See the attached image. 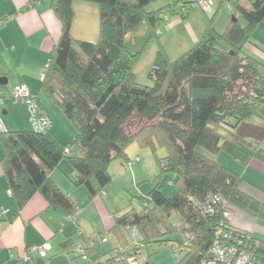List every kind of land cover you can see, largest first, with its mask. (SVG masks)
Returning a JSON list of instances; mask_svg holds the SVG:
<instances>
[{"label":"trees","instance_id":"trees-1","mask_svg":"<svg viewBox=\"0 0 264 264\" xmlns=\"http://www.w3.org/2000/svg\"><path fill=\"white\" fill-rule=\"evenodd\" d=\"M74 1L97 6V41L71 34ZM151 1L52 0L61 36L41 89L76 135L58 146L49 136L51 128L37 132L29 124L28 130L0 133L1 167L15 206L22 209L38 193L48 205L74 215L77 207L52 181L51 171L67 159L75 171L74 185L96 194L111 183V162L133 161L127 149L135 144L151 150L158 171L146 181L149 191L138 196L141 209L127 206L103 235L102 241L112 234L118 243L109 264H136L151 245L168 244L164 235L174 231L184 238L171 243L174 253L184 251L175 264H202L213 257L216 243H228L237 254H250L253 264H264V240L229 221L232 207L264 221V202L240 190L239 173L198 149L224 153L242 166L252 159L264 164V149L250 141L264 139V125L248 122L264 109V64L243 50L264 18V0H220L218 6L226 3L233 12L224 31L207 26L195 46L175 60L159 47L149 72L152 85L147 86L135 81L133 66L140 51L128 49V33L144 23L149 37L154 36L169 14L184 17L182 8L195 0H169L148 11ZM73 146L77 154L70 150ZM158 148L167 150L164 157L158 156ZM170 176L171 191L164 195L162 183ZM209 195L217 200L205 212ZM140 264L157 263L148 254Z\"/></svg>","mask_w":264,"mask_h":264},{"label":"crops","instance_id":"crops-1","mask_svg":"<svg viewBox=\"0 0 264 264\" xmlns=\"http://www.w3.org/2000/svg\"><path fill=\"white\" fill-rule=\"evenodd\" d=\"M213 1L215 9L216 2ZM192 6L196 7L194 4ZM73 11V37L96 41L99 23L97 6L74 1ZM187 20L183 22L191 30ZM203 32L204 29L200 27L197 37L192 33L193 41H197ZM60 36L61 22L52 9V0H0V92L4 96L0 105L2 119L9 131L30 129L25 104L8 97L15 86L23 85L36 96L41 112L51 120L49 136L58 146L73 141L76 131L41 89V82ZM243 50L264 64V18ZM255 117L248 122L264 125V114ZM250 141L264 149V139L260 142L254 139ZM129 148L127 154L133 161L128 164L120 160L111 162L108 167L111 183L96 194L89 193L82 185H74L75 171L67 159H62L51 171L52 181L77 207L74 215L64 207L48 205L38 193L22 209L17 210L0 162V208L5 211L0 213V264H109L107 260L111 250L118 243L112 234L107 236L106 241H102V237L112 227L114 217L127 207L124 188L134 183V180L146 182L155 170L145 167V152L137 146L132 148L131 145ZM70 150L74 154L78 153L74 146ZM3 153L4 138L0 135V158ZM205 155L209 157V153ZM227 162L218 163L240 174V190L256 201L264 202V164L255 159L246 166L234 159H228ZM171 185L172 180L166 192ZM148 191L147 185L140 186V194ZM229 221L235 228L264 240V221L259 218L232 207ZM44 242L51 245L45 257L31 252L29 260L23 259L28 247Z\"/></svg>","mask_w":264,"mask_h":264},{"label":"rangeland","instance_id":"rangeland-1","mask_svg":"<svg viewBox=\"0 0 264 264\" xmlns=\"http://www.w3.org/2000/svg\"><path fill=\"white\" fill-rule=\"evenodd\" d=\"M185 1L188 2V0ZM168 2L169 0H153L148 4L146 10L148 11L155 10L159 7L164 6ZM215 2L216 5L214 12L210 14H205L199 8L192 6L191 3H187L184 10H182V12L184 13V17H181L180 15L175 16L173 14H169L168 17L165 18L164 22L160 24V27L157 30V34L154 36L149 37V29L144 23H142L134 31L128 33L126 38V45L128 49L131 52L140 51V55L133 66V73L137 84L147 85V86L152 85V81L149 78V72L153 66L154 57L159 47H161L165 51L167 57L170 60H175L184 53H186L187 51H189L191 48H193L195 44L200 40L204 32L199 36L198 40L195 42L191 38V36L193 35L192 33H194L196 37L199 35L200 27L202 30L204 29L205 31L207 26L210 25L219 33L224 31L227 22L230 21L231 16L233 15V12L231 9L228 8V5L226 3H222L220 6H218L220 0H215ZM189 16L190 19L188 21L187 19ZM97 20L99 21V12H98ZM184 20H187L189 24H191V30L187 29L186 23L183 22ZM96 33L98 40L99 38L98 25H97ZM258 114L259 115L264 114V109L259 108ZM255 118L257 117H254V119ZM135 146L136 145L133 144L132 148ZM198 149L202 153L207 154V152L202 148H198ZM140 150L146 153V157H144V162L147 161L145 166L147 170H149V168L150 169L152 168V170L155 169L151 173V176H153L154 174L157 173L158 167L155 164L152 152L148 148L140 149ZM156 153L158 154L159 157H164L167 153V150L165 148H158L156 150ZM209 157L223 164L228 163L227 162L228 159L232 160L229 156H227L224 153H220L219 155H214L209 153ZM223 157L226 158V160H224ZM139 158L141 159V157ZM142 160H143V155H142ZM171 178H172L171 176L167 177V179L162 183L163 185L162 193L164 195L169 194L171 191V187H170V190L166 192V188H168L170 185ZM138 181L134 180V183L124 188V196L126 199L127 206L131 205V207L140 210L142 207L140 199L138 198V196L140 195L139 192L140 186L143 185H147L148 187L150 186L146 184L147 182L142 183ZM172 220L177 226L180 225V222L176 216H174ZM164 238L168 240L169 242L168 244L158 243L151 245L148 248V250H144L142 254L138 256L135 263L136 264L142 263L143 261H145V259L149 254L150 258L157 264H175L176 260H178L184 254V251L182 250L177 254L174 253L173 248L171 247V243L173 242L178 243L179 241L181 242L184 240V238L178 231L165 234Z\"/></svg>","mask_w":264,"mask_h":264},{"label":"built area","instance_id":"built-area-1","mask_svg":"<svg viewBox=\"0 0 264 264\" xmlns=\"http://www.w3.org/2000/svg\"><path fill=\"white\" fill-rule=\"evenodd\" d=\"M197 8H199L203 13L210 14L214 9L213 0H195L193 3ZM184 9V8H182ZM10 97L14 100L22 101L27 109L28 122L31 128L37 132H45L51 128V120L44 115L40 110L36 102V98L32 95L28 89L23 85L15 86ZM3 103V97H0V105ZM6 126L2 119L0 113V133L6 131ZM217 200L216 196H208V205L203 207L205 212L211 211V203ZM0 213H5L4 209L0 208ZM226 214V213H225ZM225 237H229L228 234L224 233ZM51 249L49 242H44L39 245L30 246L27 248L25 254H23L24 260H29L31 258L30 253L36 252L40 256L45 257L46 253ZM213 257L207 261H203L202 264H253L250 254L241 252L237 254L238 251L228 243H216L213 248Z\"/></svg>","mask_w":264,"mask_h":264}]
</instances>
